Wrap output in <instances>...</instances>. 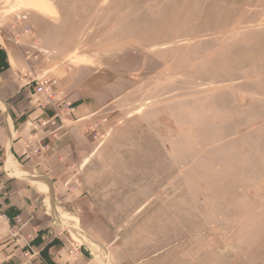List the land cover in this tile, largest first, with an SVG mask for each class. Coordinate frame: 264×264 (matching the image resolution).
Segmentation results:
<instances>
[{
    "label": "rangeland",
    "instance_id": "1",
    "mask_svg": "<svg viewBox=\"0 0 264 264\" xmlns=\"http://www.w3.org/2000/svg\"><path fill=\"white\" fill-rule=\"evenodd\" d=\"M0 38L48 82L28 169L79 252L264 264V0H0Z\"/></svg>",
    "mask_w": 264,
    "mask_h": 264
},
{
    "label": "crops",
    "instance_id": "2",
    "mask_svg": "<svg viewBox=\"0 0 264 264\" xmlns=\"http://www.w3.org/2000/svg\"><path fill=\"white\" fill-rule=\"evenodd\" d=\"M29 70L22 52L7 38H0V264H21L19 248L10 240L15 217L20 220V237L26 242L29 237L31 248L39 255L34 264H102L97 257L79 252L55 228L60 216L58 221L51 215L48 198L33 188L39 178L36 170L28 166L38 158L28 153L35 145L29 130L44 114L30 87L21 79L32 73ZM11 163L13 168L8 166Z\"/></svg>",
    "mask_w": 264,
    "mask_h": 264
},
{
    "label": "built area",
    "instance_id": "3",
    "mask_svg": "<svg viewBox=\"0 0 264 264\" xmlns=\"http://www.w3.org/2000/svg\"><path fill=\"white\" fill-rule=\"evenodd\" d=\"M25 61H28V58H26V60ZM23 76H30V77H32L33 79H34V81H35V83L37 84V85H39V87L41 86L42 88H43V91H41V92H37V93H41L42 95H45V92L47 93L46 94V96L48 95H50V92H48V82H46L45 80H42L43 79V77L41 78V77H38V75H27V74H25V75H23ZM45 87V89H44V87ZM39 89H37V91H38ZM51 96V95H50ZM49 96V97H50ZM49 98H46L45 100H44V102L45 103H47L49 100H48ZM39 105V104H38ZM40 106V105H39ZM55 118V117H54ZM40 122V121H39ZM49 123H50V121H41L40 122V126H41V128H43V129H45L48 125H49ZM52 124H54V119L52 120ZM15 224H16V228L17 227H19L20 226V220H19V218H17L16 219V221H15ZM30 243H31V241H29L28 243H27V247H28V251L26 252V253H24L23 254V257L25 258V260L26 261H29V260H31V259H33V258H37L39 255H38V253H36V252H34L33 251V249L29 246L30 245ZM29 263V262H28Z\"/></svg>",
    "mask_w": 264,
    "mask_h": 264
}]
</instances>
